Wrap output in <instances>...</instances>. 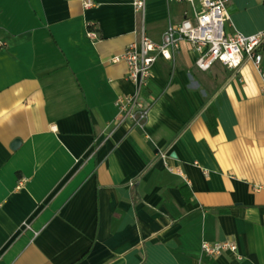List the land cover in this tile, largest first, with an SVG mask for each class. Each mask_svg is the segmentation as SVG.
I'll use <instances>...</instances> for the list:
<instances>
[{"label":"crops","instance_id":"crops-1","mask_svg":"<svg viewBox=\"0 0 264 264\" xmlns=\"http://www.w3.org/2000/svg\"><path fill=\"white\" fill-rule=\"evenodd\" d=\"M92 1L0 0V264H264L253 63L202 72L183 42L139 94L146 124L121 123L116 100L137 88L112 60L142 25L160 42L200 6L146 0L142 23L133 0ZM228 12L226 33L264 30V0H229ZM204 242L237 251L208 257Z\"/></svg>","mask_w":264,"mask_h":264},{"label":"built area","instance_id":"built-area-1","mask_svg":"<svg viewBox=\"0 0 264 264\" xmlns=\"http://www.w3.org/2000/svg\"><path fill=\"white\" fill-rule=\"evenodd\" d=\"M168 1H186L193 7L198 4L200 10L195 9L192 17H185L178 24L169 21L160 42H155L148 37L144 25L141 24L142 27L137 32L138 40L130 44L124 54L112 60L113 64L123 62L127 65V78L137 88L134 95L117 98L115 104L119 110V122H129L132 127H142L146 124L150 108L142 101L139 94L147 85L152 75V66L157 60L162 58L165 61L174 62L183 42L189 43L198 53L194 65L202 72H209L217 63L238 71L245 61H251L261 77V92L264 95V30L252 35L239 32L226 33L225 24L230 20L229 0ZM83 5L84 8L89 9L94 6V2L83 0ZM132 7L144 23L146 0H133ZM88 27L87 38L92 41L98 40L96 29L92 26ZM2 45L0 42V47ZM157 158L163 161L170 172L186 179L185 173L180 168L168 164V155L165 152H159ZM201 251L205 256L216 257L227 251L235 253L237 246L233 242L215 244L204 242Z\"/></svg>","mask_w":264,"mask_h":264},{"label":"water","instance_id":"water-1","mask_svg":"<svg viewBox=\"0 0 264 264\" xmlns=\"http://www.w3.org/2000/svg\"><path fill=\"white\" fill-rule=\"evenodd\" d=\"M20 145V141L19 140H15L12 144V149H17Z\"/></svg>","mask_w":264,"mask_h":264}]
</instances>
